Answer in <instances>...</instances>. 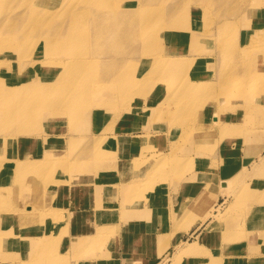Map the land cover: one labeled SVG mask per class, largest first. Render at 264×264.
<instances>
[{
    "label": "rangeland",
    "instance_id": "374dc122",
    "mask_svg": "<svg viewBox=\"0 0 264 264\" xmlns=\"http://www.w3.org/2000/svg\"><path fill=\"white\" fill-rule=\"evenodd\" d=\"M251 3L258 16L264 0H0V264H200L208 253L183 251L211 219L220 232L200 244L220 241L221 264H264V24L246 22ZM49 19L59 36L42 33ZM35 62L47 68L33 77ZM108 164L124 167L99 174ZM124 172L178 223L203 194L208 220L153 254L159 211L124 213ZM101 224L107 238L81 247Z\"/></svg>",
    "mask_w": 264,
    "mask_h": 264
},
{
    "label": "bare ground",
    "instance_id": "6f19581e",
    "mask_svg": "<svg viewBox=\"0 0 264 264\" xmlns=\"http://www.w3.org/2000/svg\"><path fill=\"white\" fill-rule=\"evenodd\" d=\"M123 2H124L123 5H125V6H131V2H129V3H126L125 1H123ZM83 7L85 8V7H87V5H83ZM255 7H256L255 3H251L250 4L249 15H248V17H246V22L249 25H254V24H257V20H259L258 21V24H264V7H263L262 12L261 13L259 12L260 14L258 16H256L257 13H254V10H255L254 8ZM71 14H73V13H71ZM129 16H131L130 19L133 18V14H130ZM23 22H24L23 21V17H17L16 19L8 20L6 22V24L8 25L7 31L8 32H15V31L19 30L17 28H20L22 26ZM42 27H43L42 28V33L43 34H46L48 32H51V33L53 32L55 36H59L60 33L62 32L61 31V28L57 24H55L53 21H51L50 19L48 21H45L43 23V26ZM262 34L264 35V32ZM248 37L252 41H254V40H257V39L261 40L262 35L260 37V35L258 34V36L255 35V37L253 38V34H250ZM43 39L47 40V38H43ZM257 42H259V41H257ZM250 43L251 44H254V45L256 44V42H250ZM0 46H4V45H1L0 44ZM255 46H257V45H255ZM252 47H253V45L251 46V48ZM259 63L261 65H264V56H262V58H260ZM33 66L36 67V70L41 69L42 71H44L47 68V66L41 67L40 63L35 62V63H33L31 65L32 71H33ZM33 74H34L33 75V77H34L35 76L34 71H33ZM22 95H23V90H19V91H17V94H16L15 97L19 98ZM9 102H12V100H10ZM0 103H3L4 104V101H2V99H0ZM263 147H264V141H263ZM263 147L262 146H259V152L256 151L257 156L260 155V152L262 151ZM150 155H148V156H150ZM163 160H164V158H161V159L155 161V164L154 165H160V164H162L163 163ZM142 162L145 163V160L142 159ZM21 167L24 169L23 166H21ZM123 167H124L123 164H121L120 167L115 166V168H114V165L111 166V164H108V167L107 168H101V167H99V168H101V169H99V171H100L99 174L103 173L104 176L110 177L111 174H113L114 172H122L121 171V168H123ZM132 167H133V165H129V168H132ZM17 172H18L17 175H19V174L22 173V170L17 171ZM154 172L155 171H153V173ZM12 173H13V171H12ZM138 176H139V174L138 173H134V172H131V174H126L124 172L121 175H119V178H126L127 177V180L124 183H122V185H120V190L122 192V195L121 196L123 197V199H122L123 200L122 201L123 208H124L123 211H124L125 214L127 213V215L130 216V217H133V216L136 217L137 216V217H144V218L148 219L149 217H152V216L154 217L156 215L157 211H159L161 208H163L166 205L167 199L165 198V196H163V194L160 195L159 197H156L155 198V194H154L155 190H154V187L153 186H149L146 189V186L145 185H143V187H142L143 193L140 194L139 199H137V196L135 194V190L136 191H139L140 184L143 183V181L141 182L139 180H135L136 177H138ZM145 176H146V174H145ZM146 178L147 177H144V182L146 184H150V179L149 180H146ZM152 182H151V184H152ZM187 182L188 181L185 180V183H187ZM105 184H107V183H105ZM153 184H154V182H153ZM113 187H115V186L113 185ZM136 188H138V189H136ZM180 188H181V186H180ZM181 190H182V188L180 189V191ZM149 191H152V193H153V195L151 197V204H149V203L146 204V205L149 206L148 208L140 209L141 207H144V205H142L140 202H143V201L146 200V198H145L146 196L145 195H147ZM1 199H3V197H1ZM215 201H216V205H217L218 204L217 203L218 199L216 198ZM147 202H148V198H147ZM138 204H139V206H138ZM202 204H203V194H201L197 198V200H196V202H195V204H194L191 212H189L188 214H185L184 208L181 207L182 210L180 211V214H179V217H181L180 218V220H181L180 223H178V221L176 222V220H173V221L171 220L174 215H175V219H177V214L176 213L174 215H171L169 212H168L169 214L168 213L166 214V212H162V211H159L158 212L159 215H156L157 218L159 217L158 225L156 227H154L152 229V231H151V233H153L152 237L155 240L154 243H156V245H157V248L154 250V254L160 255L162 253V250L164 249V246L165 245L163 244V246H162L163 248H162L160 243L163 241L162 240L163 237L168 238L169 241H167V242L171 246H173L174 248H178L181 244H184V242L182 241L181 235L184 232L187 233V231L189 230L190 226L196 223L195 217H196L197 214L200 216V220L197 223V227L195 225L194 228H198L199 226H201L203 223H205L208 220V219H204V211H202V207H201V209H198V206H202ZM134 208L137 209L136 212L134 211ZM127 209H129V210H127ZM167 209H168V206H167ZM213 211H215V210H213ZM213 211L209 212L208 215L209 216H214ZM42 215H44V214L42 213ZM46 219H49V220H51V223H54V219L52 217L46 216ZM60 220L61 221H66V216L62 214V217H61ZM41 222H43V220H41ZM111 222H112V220H110V222H108V223H111ZM181 223H184V229L182 228ZM176 225H179L180 226V230L178 232H176V231L172 232L173 227L176 226ZM108 226L110 227V225H108ZM109 227H106V225H102V224L99 225L98 227H96V230L95 231L97 233L95 235H93V236L87 237L86 238L87 240L85 239L83 242H81L80 243L81 244V247L87 245V242L89 244H93L97 240L107 238V236H108L107 229ZM219 228L221 229V224L218 221H213L211 219V223L206 226L205 232L200 233V234H198L195 237L196 240H197V242L195 244L194 249L193 250H184L183 252L189 253V254H192V255L199 254V253H202V254H205V253L207 254L208 253L207 256H201V257L197 258V261L200 264H217V263L221 264V262L223 263L224 259L219 256L218 251H217V246L220 247V241H217V242L214 241L213 243H211V240L212 239H215L216 238V234H218L220 232ZM191 229L192 228H190V230ZM108 230H110V229H108ZM209 232L212 233V239H209L208 238V240H210V243L208 241L206 244H204L205 247H203V246H201L200 243L208 236ZM44 234L45 233H44V228H43L42 229L43 238H45V235ZM123 240H126V238L124 237ZM223 240H227L229 242L228 239H223ZM50 242L51 241H48V243H46V242L43 241L42 242V246H45L46 249H52L53 250L54 244H53V247H52V245H51L52 243H50ZM75 244L77 245V243H75ZM165 248H166V246H165ZM36 254H37V252H36ZM79 254H80V252H79ZM80 257L81 256L79 255V258ZM255 264H262V263L260 262V263H255Z\"/></svg>",
    "mask_w": 264,
    "mask_h": 264
},
{
    "label": "crops",
    "instance_id": "0c3cea01",
    "mask_svg": "<svg viewBox=\"0 0 264 264\" xmlns=\"http://www.w3.org/2000/svg\"><path fill=\"white\" fill-rule=\"evenodd\" d=\"M262 139H264V136H263V138H261L260 140H261V144H263V142H262ZM105 186H107V184H104V185H100V187L102 188V189H104V187ZM149 206L148 205H144V207H141L140 209H145V208H148ZM108 214H110V215H106L107 217L108 216H115V213H112V212H109V211H106ZM87 213H88V211L85 209V210H79V211H76L75 212V214L74 215H76V216H78V217H86V216H88L87 215ZM126 215H127V213H126ZM128 216V215H127ZM151 217H149L148 219H146V218H144V219H146L145 221L147 222V221H149V219H150ZM108 222H110V220H105L104 221V223H108ZM151 231H152V229H151ZM92 233V232H91ZM148 233V232H147ZM150 234L149 235H147V239H148V243H153V245H154V247H153V250H155L156 248H157V245H156V243H154L155 242V240H154V238L152 237V235H153V233H151V232H149ZM93 234L94 233H92L91 235H89L88 237H90V236H93ZM125 238H127L128 236L126 235V236H124ZM129 238V237H128ZM133 239H134V237H132ZM140 239H142L141 237H139ZM124 239V238H123ZM128 246H130V247H132V245L130 244V243H128L127 244ZM154 252V251H153ZM154 254V253H153ZM156 255V254H155ZM135 264H137V262L135 261Z\"/></svg>",
    "mask_w": 264,
    "mask_h": 264
}]
</instances>
